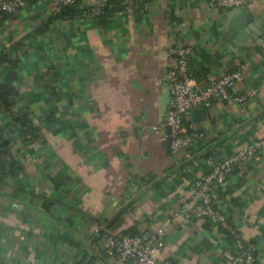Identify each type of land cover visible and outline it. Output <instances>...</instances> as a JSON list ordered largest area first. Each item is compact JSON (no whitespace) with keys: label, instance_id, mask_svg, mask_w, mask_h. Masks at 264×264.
Segmentation results:
<instances>
[{"label":"crops","instance_id":"1","mask_svg":"<svg viewBox=\"0 0 264 264\" xmlns=\"http://www.w3.org/2000/svg\"><path fill=\"white\" fill-rule=\"evenodd\" d=\"M101 1L110 0L86 4ZM208 1L152 0L105 26L80 16L29 38L54 9L40 0L0 24V51L18 63L0 66V89L16 87L13 111L30 124L0 112L2 137L23 165L0 182V264H116L105 231L150 239L160 229L162 261L231 264L255 245L254 264H264V151L217 186L232 236L182 210L214 163L264 139V0L243 7L253 20L213 12ZM172 42L192 47L199 85L245 66L231 93L248 96L193 110L184 126L204 143L180 155L162 133Z\"/></svg>","mask_w":264,"mask_h":264},{"label":"built area","instance_id":"2","mask_svg":"<svg viewBox=\"0 0 264 264\" xmlns=\"http://www.w3.org/2000/svg\"><path fill=\"white\" fill-rule=\"evenodd\" d=\"M76 0H53L54 13L60 11L64 5L72 4ZM120 1V0H119ZM256 0H209L207 7L213 12L220 10H237L253 3ZM108 1H101L88 6L82 14L84 19H95L101 14ZM124 9L119 11L132 12L141 8L148 10L151 3L142 0H123ZM27 7V0H4L0 3V11L16 13L19 9ZM192 47L185 46L178 48L174 42L170 43V67L166 75L168 88L171 95L170 112L168 125L171 128L172 152L180 155L186 149L197 143H204V135L190 133L185 129V119L191 112L200 107L210 106L214 101H225L228 103H242L248 96L231 93L232 88L242 79L245 66L222 78L213 80L208 85H199L194 78L190 65ZM254 91L253 94H255ZM164 137H169L162 128ZM264 151V139H261L249 146H246L236 154L227 159L214 163L213 169L196 180L190 186L191 200L187 202L183 211L189 212L199 220L219 224L221 227L235 232L226 217H223L215 207L217 186L223 184L234 170H244L247 163ZM105 231V230H104ZM160 229L150 239H144L138 235L116 234L109 230L103 234L108 251L113 255L116 264H172L169 261H162L160 253L164 245L158 237L164 234ZM255 245L239 253L231 264H254Z\"/></svg>","mask_w":264,"mask_h":264},{"label":"trees","instance_id":"3","mask_svg":"<svg viewBox=\"0 0 264 264\" xmlns=\"http://www.w3.org/2000/svg\"><path fill=\"white\" fill-rule=\"evenodd\" d=\"M40 0H27V6H34ZM53 0H50V3ZM143 2L151 3L152 0H142ZM123 0H110L107 5L103 8L100 15H98L95 20L102 26H105L119 11L124 8ZM89 7L86 4V0H76L72 4L64 5L60 8V11L51 13L48 21L38 27L35 31H33L29 36V38H34L37 35L45 33L51 25H54L56 22H62L67 20L76 19V17L82 16L83 12L87 10ZM21 9H19L16 13H9L5 11H0V24L12 18V16L16 15ZM136 11H143L141 8L136 9ZM23 45V41L17 43L14 46V49H20ZM0 66H8L11 68H16L18 63L13 59L10 55L9 51H0ZM193 74V73H192ZM195 76V75H193ZM196 79V77H194ZM18 94V91L11 82H7L4 88L0 89V112H6L12 116V119L17 123L21 124L22 127L30 125L27 120V116H16L13 109L15 106V98ZM28 131V130H27ZM23 172V165L19 160H16L13 156L10 148V141L5 140L2 137V128L0 127V182L3 181L5 177L8 176H17ZM206 227H209V224H205ZM222 232L227 236H232L229 231L224 229L223 227L219 228ZM135 235V234H132Z\"/></svg>","mask_w":264,"mask_h":264},{"label":"water","instance_id":"4","mask_svg":"<svg viewBox=\"0 0 264 264\" xmlns=\"http://www.w3.org/2000/svg\"><path fill=\"white\" fill-rule=\"evenodd\" d=\"M241 17H243V18L246 17L249 20H253L252 17H251V15H250V13H249V11L246 10L245 8L237 9L236 12L234 13V16H233V18H241ZM252 24H253V22H252ZM250 27L252 29H255L256 30V28H253L252 26H250ZM256 32L258 34H260V32L255 31V33ZM167 129H168V135H169L168 142L171 143L172 142V137H171V128H170L169 125H168Z\"/></svg>","mask_w":264,"mask_h":264}]
</instances>
